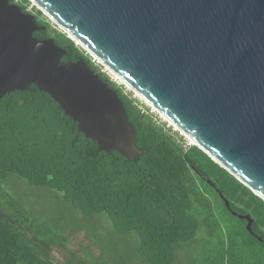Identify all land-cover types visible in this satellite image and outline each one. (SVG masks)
I'll use <instances>...</instances> for the list:
<instances>
[{
    "label": "trees",
    "instance_id": "16d2710c",
    "mask_svg": "<svg viewBox=\"0 0 264 264\" xmlns=\"http://www.w3.org/2000/svg\"><path fill=\"white\" fill-rule=\"evenodd\" d=\"M16 0H11L15 3ZM28 0L20 7L28 11ZM63 62L83 60L124 104L146 154L108 155L48 94L31 85L0 99V264H264V201L195 145L141 113L56 25ZM233 212L250 215L248 222Z\"/></svg>",
    "mask_w": 264,
    "mask_h": 264
},
{
    "label": "water",
    "instance_id": "95a60500",
    "mask_svg": "<svg viewBox=\"0 0 264 264\" xmlns=\"http://www.w3.org/2000/svg\"><path fill=\"white\" fill-rule=\"evenodd\" d=\"M68 38L264 201V0H28ZM34 14L0 0V99L31 85L86 138L129 162L137 146L123 102ZM233 215H239L208 179Z\"/></svg>",
    "mask_w": 264,
    "mask_h": 264
},
{
    "label": "rangeland",
    "instance_id": "374dc122",
    "mask_svg": "<svg viewBox=\"0 0 264 264\" xmlns=\"http://www.w3.org/2000/svg\"><path fill=\"white\" fill-rule=\"evenodd\" d=\"M28 11L31 12L32 14H35V13H37L38 9L35 6H33L31 3H29L28 4ZM41 19L42 20H47V17L43 15V16H41ZM52 27L55 29L56 28L55 24L52 23ZM104 73L107 74L113 81H115L118 86L124 87L109 72L105 71ZM125 89H126L127 92H131L129 89H127V88H125ZM133 95H134V93H133ZM134 97H135V95H134ZM165 124L167 125V123H165ZM170 129L173 131V133L176 136H178L179 138H183L182 140H184L187 143V145L192 144V142L190 140H188L185 136H183L181 133H179V131H177L174 127L171 126ZM53 258L59 264H63V261L65 260V257L63 255V253H59L57 251L53 253Z\"/></svg>",
    "mask_w": 264,
    "mask_h": 264
},
{
    "label": "built area",
    "instance_id": "2783aa9c",
    "mask_svg": "<svg viewBox=\"0 0 264 264\" xmlns=\"http://www.w3.org/2000/svg\"><path fill=\"white\" fill-rule=\"evenodd\" d=\"M91 61L93 64H95L96 66L100 67L102 70V72L104 73L105 71H107L104 67H102L99 62L94 59L91 58ZM108 72V71H107ZM135 95V94H134ZM135 98H138L135 95ZM139 99V98H138ZM140 101H142L141 99H139ZM143 106H141V113L145 114V115H150L153 118V121L157 124L160 125L162 127H164L165 129H170L171 126L173 127V125H171L165 118H163L156 110H154L153 108H151L149 105H147L144 101H142ZM167 123V125L165 124ZM175 128V127H174ZM176 129V128H175ZM177 130V129H176ZM178 131V130H177ZM180 133V132H179ZM193 145V144H190ZM189 146V145H188Z\"/></svg>",
    "mask_w": 264,
    "mask_h": 264
},
{
    "label": "flooded vegetation",
    "instance_id": "af4514ba",
    "mask_svg": "<svg viewBox=\"0 0 264 264\" xmlns=\"http://www.w3.org/2000/svg\"><path fill=\"white\" fill-rule=\"evenodd\" d=\"M15 3L20 6V4L22 3V0H16ZM29 13H31V12H29ZM34 15L36 16L37 14L35 13ZM36 18H37V16H36Z\"/></svg>",
    "mask_w": 264,
    "mask_h": 264
},
{
    "label": "bare ground",
    "instance_id": "6f19581e",
    "mask_svg": "<svg viewBox=\"0 0 264 264\" xmlns=\"http://www.w3.org/2000/svg\"><path fill=\"white\" fill-rule=\"evenodd\" d=\"M111 74V73H110ZM112 75V74H111ZM114 78L121 84V81L120 80H118L115 76H114Z\"/></svg>",
    "mask_w": 264,
    "mask_h": 264
}]
</instances>
